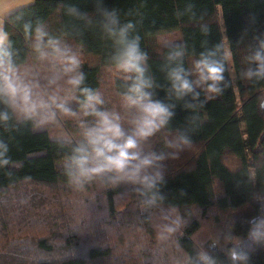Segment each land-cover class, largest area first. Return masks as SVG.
Here are the masks:
<instances>
[{
	"label": "trees",
	"instance_id": "16d2710c",
	"mask_svg": "<svg viewBox=\"0 0 264 264\" xmlns=\"http://www.w3.org/2000/svg\"><path fill=\"white\" fill-rule=\"evenodd\" d=\"M4 33L0 264H264V0H35Z\"/></svg>",
	"mask_w": 264,
	"mask_h": 264
},
{
	"label": "crops",
	"instance_id": "0c3cea01",
	"mask_svg": "<svg viewBox=\"0 0 264 264\" xmlns=\"http://www.w3.org/2000/svg\"><path fill=\"white\" fill-rule=\"evenodd\" d=\"M35 0H0V47L6 46L8 36L4 33L5 18L20 8L30 6Z\"/></svg>",
	"mask_w": 264,
	"mask_h": 264
},
{
	"label": "rangeland",
	"instance_id": "374dc122",
	"mask_svg": "<svg viewBox=\"0 0 264 264\" xmlns=\"http://www.w3.org/2000/svg\"><path fill=\"white\" fill-rule=\"evenodd\" d=\"M224 47H225V50L227 52V59H228L229 67H230V74H231V76L233 78L235 91H237V89H236V82H235V71H234V69L232 67V57H231V53H230L229 46H228V44H227L226 41L224 42ZM243 241H244V238H239L235 242L236 247L240 248V246L242 245Z\"/></svg>",
	"mask_w": 264,
	"mask_h": 264
}]
</instances>
